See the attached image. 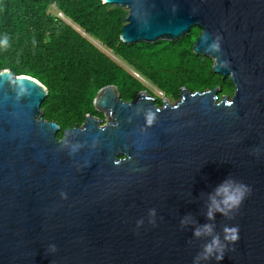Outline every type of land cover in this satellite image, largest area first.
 <instances>
[{
  "label": "water",
  "instance_id": "95a60500",
  "mask_svg": "<svg viewBox=\"0 0 264 264\" xmlns=\"http://www.w3.org/2000/svg\"><path fill=\"white\" fill-rule=\"evenodd\" d=\"M103 2L128 9L125 44L199 28L194 53L234 94L183 89L158 107L107 86L94 100L105 123L87 115L59 140L47 87L0 70V264H264V0ZM215 237L225 247L205 259Z\"/></svg>",
  "mask_w": 264,
  "mask_h": 264
},
{
  "label": "trees",
  "instance_id": "16d2710c",
  "mask_svg": "<svg viewBox=\"0 0 264 264\" xmlns=\"http://www.w3.org/2000/svg\"><path fill=\"white\" fill-rule=\"evenodd\" d=\"M55 7L73 25L48 14ZM103 0H0V70L37 79L49 90L42 108L44 119L56 122L64 138L68 129L81 126L87 115L104 119L94 105L98 92L115 86L123 101L142 91L152 96L142 80L116 63L103 47L164 93L179 99L183 89L203 92L221 88L235 91L229 78L213 71L214 61L193 51L201 30L177 41L125 44L120 35L127 12ZM159 98V97H158ZM164 98L157 104L162 106Z\"/></svg>",
  "mask_w": 264,
  "mask_h": 264
},
{
  "label": "clouds",
  "instance_id": "9594fccd",
  "mask_svg": "<svg viewBox=\"0 0 264 264\" xmlns=\"http://www.w3.org/2000/svg\"><path fill=\"white\" fill-rule=\"evenodd\" d=\"M213 47L215 48L217 46L214 45ZM154 119L155 117L152 115L151 112H149L148 117H147L148 124L151 125ZM246 191L247 189L243 185H239L236 192L228 196L227 200L225 201V204L234 209L238 208L245 197ZM224 231L226 233L225 240L236 241L238 239V236L236 235L238 229L226 227ZM197 235H199V233H197ZM224 247L225 246L221 244L219 237H215L210 244L205 246V253H206L205 259L210 258L214 253L218 251L222 253ZM52 250L55 251V246H52ZM216 259L222 260L223 255L222 254L217 255Z\"/></svg>",
  "mask_w": 264,
  "mask_h": 264
},
{
  "label": "rangeland",
  "instance_id": "374dc122",
  "mask_svg": "<svg viewBox=\"0 0 264 264\" xmlns=\"http://www.w3.org/2000/svg\"><path fill=\"white\" fill-rule=\"evenodd\" d=\"M114 7L116 6H111V7H108L107 10H110V9H113ZM123 11L127 12V15L129 13L128 9L126 8H123V7H120ZM48 14L52 17H59L61 19H63L64 21H67L68 23H70L71 25H73L65 16H63L54 6L51 7L48 11ZM125 24H126V21H125ZM74 26V25H73ZM99 48L104 52L106 53L107 55H109L116 63H118L119 65H121L123 68H125L127 71H129L130 73H132V69L129 68V66H127L124 62H122L120 59H118L117 57H115L112 53H110L109 51H107L106 49H104L103 47H101L99 45ZM146 87L148 88L149 91L155 93L156 97H159V98H164V100L166 99L170 104H175L178 99H174L173 97L171 96H168V97H165L164 96V93L161 92L160 90H158L156 87H154L152 84H150L149 82H143ZM222 93V92H221ZM220 93V94H221ZM228 95H232L233 92L231 94L227 93ZM57 101H53L50 103V105L47 106V108H42V112H43V116H44V113L45 111H49L53 108H55L57 106Z\"/></svg>",
  "mask_w": 264,
  "mask_h": 264
},
{
  "label": "flooded vegetation",
  "instance_id": "af4514ba",
  "mask_svg": "<svg viewBox=\"0 0 264 264\" xmlns=\"http://www.w3.org/2000/svg\"><path fill=\"white\" fill-rule=\"evenodd\" d=\"M233 94H234V92H233ZM233 94H232V95H233ZM224 95H228V94H224ZM224 95H223V96H224ZM232 95H229V96H232ZM154 97L156 98V105H157L158 107H161L160 105L157 104V101H158L159 98L156 97V96H154ZM99 113H100V112H99ZM102 114H103V113H102ZM103 115H104V114H103ZM99 119L102 120L104 123H105V121H106V117H105V115H104V119H101V118H99Z\"/></svg>",
  "mask_w": 264,
  "mask_h": 264
},
{
  "label": "built area",
  "instance_id": "2783aa9c",
  "mask_svg": "<svg viewBox=\"0 0 264 264\" xmlns=\"http://www.w3.org/2000/svg\"><path fill=\"white\" fill-rule=\"evenodd\" d=\"M132 74H134L137 78H139L140 80H142L143 82H145V80L138 73H136L135 71L132 70Z\"/></svg>",
  "mask_w": 264,
  "mask_h": 264
}]
</instances>
